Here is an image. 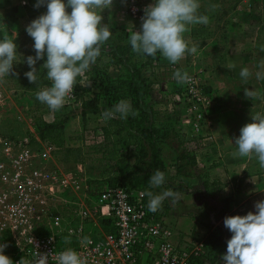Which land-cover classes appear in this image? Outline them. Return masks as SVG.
Listing matches in <instances>:
<instances>
[{
  "label": "built area",
  "instance_id": "obj_1",
  "mask_svg": "<svg viewBox=\"0 0 264 264\" xmlns=\"http://www.w3.org/2000/svg\"><path fill=\"white\" fill-rule=\"evenodd\" d=\"M125 4L141 21L143 2L125 0ZM177 67L169 61L154 64L156 72H166L167 78L183 86L195 117L192 128L198 132L210 123L212 92L205 91L195 75L178 83L173 78ZM4 121L0 115L1 127ZM30 131L0 130V243L8 245L4 254L13 264L22 257L39 264L37 253L47 254L48 264H57L58 254L68 248L80 255L83 264H198L203 241L191 233L174 232L160 210H148L149 200L142 191L104 185L92 199L83 166L49 165V148L34 149ZM101 220L109 222V231L103 230Z\"/></svg>",
  "mask_w": 264,
  "mask_h": 264
},
{
  "label": "trees",
  "instance_id": "obj_2",
  "mask_svg": "<svg viewBox=\"0 0 264 264\" xmlns=\"http://www.w3.org/2000/svg\"><path fill=\"white\" fill-rule=\"evenodd\" d=\"M25 1L30 6L36 3V0ZM119 1L114 0L118 3ZM18 7L19 5L14 6L13 12H20ZM116 7L117 4H113L112 8ZM46 10L42 6L36 11L26 12L24 7V11L21 12L22 15L25 12L31 22ZM1 19L8 21L10 28L16 32H25V29L19 27L16 22L17 16L14 14ZM102 22L110 26L105 16H103ZM110 31L113 39L101 45L100 56L96 63L86 74L77 78L74 94L80 99L82 110L97 109L100 103H105V106L102 107L103 112L112 109L123 99L129 101L132 109L138 111L139 115L136 117L129 115L126 119H121L117 114V118L103 121L97 129L84 127L81 131L65 136L71 113L70 110H66L67 105L57 112H52L46 104L37 100L35 108L28 113L33 129L38 138L49 148L50 154L55 160L83 166V175L89 184L90 195L93 199L97 198L98 191L104 185L121 186L132 193L142 191L144 194L145 191H151L154 194L155 188L149 187V178L157 170L164 172L163 186L171 187L172 190L177 191L185 190L191 194L194 205L203 209V213L199 215V223L206 228V231L200 237L204 243V253L198 264H224L221 256L226 254V241L230 239L231 233L224 227L223 219L226 216L245 215L251 209L247 206L238 208L232 196L222 195L221 190L226 183L215 177L209 178L202 171L203 166L198 164L196 155H188L184 151L178 154V161L181 163L165 164L161 156V144L165 140H174L177 133H169L172 130L168 123L166 103L158 100L155 105L146 108L143 105V96L146 92L151 95L153 92L160 93L164 91V88H169V91L175 88L181 93L183 87L175 82H169L166 72L155 71V63H164L159 51L155 58L136 54V57L139 55V59H132L134 63L130 72L120 71L115 77L110 76L109 68L111 66H121L133 55L129 42L132 30H127L126 27H111ZM190 36L192 40H204L212 38L213 33L209 32V26L196 24L191 28ZM12 40L15 41V37ZM45 60L46 56L35 65L37 81L32 84L23 74V59L18 56L13 65V69L18 75L4 78L10 83L9 89H13L14 92L31 91L36 97L38 91L50 87L51 81L46 78V69L42 66ZM176 69L180 70L179 67ZM82 81L90 82V85H84ZM162 83H164L163 86ZM92 86L96 90L92 91ZM85 92H91L92 95L84 97L83 93ZM207 92L211 93L209 90ZM49 112L52 115L50 121L44 118V114ZM88 134H91V141L86 138ZM176 137L178 140L180 135H176ZM65 140L74 142L66 143ZM89 165L102 167V181L98 182L97 179H92L86 174ZM209 168L211 166L207 168L210 175ZM169 169L173 170L174 176L181 180L190 177H195L197 180L190 186L183 185V183L171 186L172 184L167 178ZM232 181L235 182V179ZM143 196L147 200L148 197ZM161 214L163 215L162 212ZM101 224L105 232L110 230L107 220H101Z\"/></svg>",
  "mask_w": 264,
  "mask_h": 264
},
{
  "label": "clouds",
  "instance_id": "obj_3",
  "mask_svg": "<svg viewBox=\"0 0 264 264\" xmlns=\"http://www.w3.org/2000/svg\"><path fill=\"white\" fill-rule=\"evenodd\" d=\"M114 0H36L34 8L46 7V12L26 25L25 31L33 40L32 48L35 55L24 58L29 71L24 75L29 83L37 81L38 61L46 60V78L51 81L36 93V99L46 104L50 111H59L69 100L76 85L77 78L86 74L100 56L101 45L112 36L108 25L102 23L101 12L111 10ZM200 0H154L143 10L141 25L138 31H132L130 45L134 53L155 58L157 52L172 64H176L187 55H195L198 46L185 39L184 34L196 24L207 25L209 17L199 13ZM215 8V5H210ZM70 9V11H68ZM264 51V46L261 47ZM18 56L17 44L9 38L7 29L0 32V80L5 77L17 76L13 69ZM230 68H235L231 64ZM255 72L257 80H264V60L257 64ZM242 80L247 81L253 73L247 68L239 72ZM173 78L178 83L190 80L187 72L177 70ZM248 99H260V93L244 89ZM126 119L129 115L136 117L138 111L133 110L131 103L120 100L112 109L101 113L104 121L117 118ZM236 150L233 158H256L261 169H264V113L251 115V122L239 129V136L234 138ZM165 181L164 172L157 170L149 178L150 188H159ZM149 198L148 210L155 213L165 199L171 198L175 203L176 193L166 190L154 195L151 191L144 194ZM223 224L231 233L226 241V254L221 256L224 264H264V200L254 203V211L245 215L226 216ZM70 241H65L69 243ZM8 245L0 243V264H13L4 254ZM39 264H48L47 254L37 253ZM57 264H83L80 255L68 248L60 252ZM16 264H32L22 257Z\"/></svg>",
  "mask_w": 264,
  "mask_h": 264
},
{
  "label": "rangeland",
  "instance_id": "obj_4",
  "mask_svg": "<svg viewBox=\"0 0 264 264\" xmlns=\"http://www.w3.org/2000/svg\"><path fill=\"white\" fill-rule=\"evenodd\" d=\"M16 5H24L26 12L36 11L38 8H34L30 6L25 0H12ZM141 1V0H140ZM66 2V0H65ZM260 5L264 8V0H259ZM117 4L116 8H112L111 10L105 9L100 14L101 16H105L107 21L109 22V28L111 27H126L127 30L138 31L140 29V25L137 22V25L134 26L133 21L134 17L129 13L128 7L125 4V0H120L118 2H114ZM237 4V0H222L221 6L218 7V12L213 14L216 21H219L222 24L220 25V29L210 30L209 32L213 33L214 41H211L212 38H209V46H214L215 52H211L209 54L205 53V50H202L203 53L199 52L195 55H187L183 60V66L180 67L182 72H187L188 75H195L194 77L198 82H201L205 91H211L213 97L212 107L208 111V121L209 125L201 126L198 132L194 131L192 128V121L195 119L194 114L191 109L188 107L189 99L187 94L184 92V88L181 93L174 89L169 91V88H164L162 92H153V94L145 93L143 96V105L144 107H149L151 105H155L156 101H163L166 103V111L168 117V123L171 125V132L169 133H177L176 135H180L178 140H176V135L174 140L163 141L161 144V156L164 159L166 165L170 163L179 164L178 161L179 153H188V155H196L199 156V150L204 148H213L215 151L213 156H210L209 159L204 162H199L200 166H203V172H205L209 178H213L212 175L208 174V167H213L216 169H221V176H217L218 178L225 182L229 183L232 179H235L234 185L232 186V191L230 196L233 197L235 203L238 205V208L249 207L252 210L251 203L257 198L264 200V169H261L259 166V162L256 158L248 159V158H233L232 153L236 150V146L234 145V138L239 136V129L245 125L246 118L251 117L257 112L264 113V85H260L259 81L253 86V88H247L244 86V80H236L233 83L235 89H239L240 92L238 94V100L235 101V105L232 110L229 112H223L222 107L226 104L227 101L223 100V96L219 97L218 86L216 84V78H226L227 72L224 65V57L229 48V40H231L232 33H236L237 31H230L226 29V23L230 21L236 20L234 15L227 12V9H231ZM144 7L145 2H143ZM203 4H201L202 7ZM213 5V4H211ZM46 9V7L43 6ZM205 8V7H204ZM222 9V11H221ZM209 20L211 16H208ZM10 19V17H9ZM141 22V21H140ZM103 23V22H102ZM251 26V25H250ZM14 28V27H13ZM249 30L251 29L248 27ZM13 35H15V43L17 44V52L20 57L23 59V74L30 69L27 64L24 62V58L32 55H35V52L32 48L33 41L30 36L27 35L26 31H22L20 33L11 31ZM249 32V31H246ZM257 37L262 42L264 46V17L260 23V28L257 30ZM113 39V36L110 37ZM109 39V40H110ZM211 41V42H210ZM198 47L202 45V43L196 44ZM200 50V48H199ZM133 55L128 58L126 61L122 63L121 66L114 65L109 68V75L115 77L120 71L123 73L130 72L133 66V58L135 60L139 59L136 57L137 53L131 51ZM260 60H264V51L259 50ZM163 57V56H162ZM254 61L253 64L249 66V70L253 73V78L255 79V72L257 68V64L260 61ZM164 63L168 62L164 57L162 58ZM213 68V73L215 75V79L211 82L213 86L210 84V80L208 79L207 71L209 68ZM258 69V68H257ZM250 79V78H249ZM169 82L171 81L167 78ZM2 87L0 92L2 94V101L0 102V115L5 120V125L0 126L1 129H10V128H18V129H26L28 128L30 134L32 135V144L33 148L38 152H45L48 148L36 135L32 120L29 116V111L34 109L37 103V99L31 91H16L13 89H9L10 83L1 80ZM264 83V81H262ZM84 85H90V82L82 81ZM176 83V82H175ZM224 85L226 86V79L223 80ZM232 85V82H230ZM180 85V84H179ZM182 86V85H181ZM183 87V86H182ZM207 87V88H205ZM92 91L96 90L95 87H91ZM247 88L249 90H255L260 93V99H248L245 97L244 89ZM79 95V94H77ZM91 92L83 93L84 97L91 96ZM66 110H70V119L66 126V134L68 136L76 131H81L84 127L88 129H97L104 120L101 119L102 107L105 106V103H100L97 109L87 108L82 110L81 102L78 96L73 93L70 96ZM44 118L48 121L52 119L51 112L44 114ZM9 121V122H8ZM210 137V139L206 140V138ZM87 140L91 141V134L86 135ZM66 143H73L74 141L65 140ZM212 155V154H210ZM201 158V157H200ZM219 159H223L222 161H218ZM198 160V159H197ZM49 165L57 166L58 168H66V169H75L76 165L73 163H62L60 161L55 160V158L50 154ZM89 163V162H88ZM237 164V172L236 175L232 178H228V175L225 174L227 170L225 167ZM181 167V166H180ZM102 167L99 165H89L86 169V174L92 179H97V181H102L103 176L101 173ZM190 172V171H189ZM225 172V173H224ZM101 177V178H100ZM168 181L172 184L171 186H177L179 183H183V185L190 186L191 183L186 179L176 178L173 174V170L169 169V173L167 175ZM247 178H251L249 181H253L254 188L244 187L243 184L247 181ZM181 181V182H179ZM187 181V182H186ZM89 186V184H88ZM227 186V185H225ZM223 191H225L224 187ZM252 188V187H251ZM249 189V190H248ZM166 190H171L174 193L178 192L177 190H172L171 187L161 186L159 188H155L154 195L162 194ZM185 190L179 191L184 192ZM186 192V191H185ZM93 199V197L90 195ZM149 200V198H147ZM175 203L171 199L170 201L164 200L162 206L160 208L163 215H169L172 211L175 210L176 215H191L196 218V222L199 223V215L203 213V209L199 206L194 205L190 200H186V198L175 199ZM181 207V208H180ZM183 209V210H182ZM170 227L174 232H178L180 234H188V232L183 231L180 227L184 228L185 225L183 222L177 223L174 221H169Z\"/></svg>",
  "mask_w": 264,
  "mask_h": 264
},
{
  "label": "crops",
  "instance_id": "obj_5",
  "mask_svg": "<svg viewBox=\"0 0 264 264\" xmlns=\"http://www.w3.org/2000/svg\"><path fill=\"white\" fill-rule=\"evenodd\" d=\"M142 2H145V5H149L154 2V0H141ZM222 0H200V4H203V8L199 9L200 14H204L207 16H211L209 23L205 26H209V29L212 30H217L220 29V23L219 21H216L215 17L212 16L213 14L217 13L218 9L221 6ZM17 3H14L12 0H0V32H2L5 28L7 29L8 35L10 39H13L15 35L12 34L11 31L15 32V30L10 28V24L6 20H2L1 18L14 14V16H17L16 22L18 23L19 27L22 29H25L26 25L29 24L28 17L25 12L24 15H22L21 11H24V5H19V11L20 12H13L14 6H16ZM213 4L215 5V8H210V5ZM145 6V7H146ZM205 7V8H204ZM219 7V8H218ZM222 11V9H221ZM227 12L234 15L236 20L230 21L226 23V29L230 31H237L235 34L232 33L231 40H229V48L225 54L224 57V65L226 66V78H216V84L218 86V94L219 97L223 96V100L227 101L226 104L222 107L224 110L223 112H229L232 110L233 106L235 105V101L238 100V94L240 92L239 89H235L233 86V83L236 80H242L239 72L242 68L247 67L249 69V66L253 64L254 61L260 60L259 57V50H261V47L263 46L262 42L259 40L257 37V30L260 28V23L264 17V8L261 7L259 0H237V4L232 7L231 9H227ZM138 24H141V22L138 19H134L133 24L134 26ZM220 24V25H219ZM251 25V26H250ZM195 25L190 26V28L194 27ZM250 27L251 29L249 30ZM249 31V32H246ZM185 39L189 41V46L192 44H198L202 43V45H199L198 51L196 54L199 52L203 53L202 50H205L206 54H209L211 52H215L214 46H209V38L204 39V40H192L190 36V31L184 34ZM215 38V36H214ZM212 37L211 41H214ZM210 41V42H211ZM200 48V50H199ZM195 54V56H196ZM185 60V59H184ZM263 60V59H261ZM183 60L178 62V65L182 68L183 66ZM231 64H235V68H230L229 66ZM256 71L258 69L256 68ZM208 79L210 80V84L212 85V81L215 79V75L213 73V68L210 67L209 70L207 71ZM226 79V86L223 83V80ZM245 81V80H244ZM259 81V84L262 86L264 83L262 81L264 80H257L256 78L254 79L253 76L248 79L247 81L244 82V86L247 88H253V86ZM232 82V85L230 84ZM2 87V82L0 80V89ZM251 122V117L246 118L245 124ZM210 139V137L206 138V140ZM213 148H204L199 150V156L197 157L199 162H204L205 160L209 159L210 156H213L214 152L212 150ZM212 154V155H210ZM201 157V158H200ZM223 159H219L218 161H222ZM233 165L225 167V170L227 172L225 174L228 175V178H232L236 175L235 172H237V164L232 163ZM209 173L212 175V177H217L221 176V169H216V168H209ZM188 182L194 184L196 182L195 177H190L186 178ZM222 180V178H221ZM233 180V179H232ZM229 181L227 183V186H223L225 191H223V188L221 190L222 195H228L232 191V186L234 185L233 181ZM251 178H247V181L244 182L243 186L244 187H250V190L255 189L253 181H249ZM252 187V188H251ZM249 190V189H248ZM176 197L180 198H186V200L192 201L191 194L187 192H176ZM168 201L171 200V198L166 199ZM254 200L259 201L257 198ZM262 200V199H260ZM254 201L251 203L252 205V210L254 211ZM181 208V207H180ZM160 210V209H159ZM183 210V209H182ZM165 218L168 221H175L178 225V223L183 222L185 227L182 228L180 227L183 231L191 233L197 238H200L206 231V228L198 224L196 222V218L191 215H176L175 210L172 211L169 215H164ZM179 227V225H178Z\"/></svg>",
  "mask_w": 264,
  "mask_h": 264
}]
</instances>
